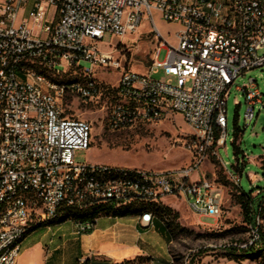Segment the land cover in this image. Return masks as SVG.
I'll use <instances>...</instances> for the list:
<instances>
[{
	"label": "built area",
	"instance_id": "2783aa9c",
	"mask_svg": "<svg viewBox=\"0 0 264 264\" xmlns=\"http://www.w3.org/2000/svg\"><path fill=\"white\" fill-rule=\"evenodd\" d=\"M50 7L55 8V23L45 20ZM154 13L177 27L174 45L162 38ZM143 16L157 44L147 73H138L114 53L128 33L136 32ZM106 34L120 41L117 46L104 49ZM161 49L166 55L159 62ZM263 51L264 0H1L0 249L5 257L0 264H17L21 253V244L6 248L9 238L22 227L48 224L50 214L67 206L172 197L196 217L217 222L223 212L221 186L202 178L192 182L190 175L209 156L221 162L217 150L225 145L229 91L248 72L264 67ZM81 62L89 68L83 69ZM97 68L119 72L115 92L120 101L110 112L111 127L181 115L192 131L188 167L152 171L74 161L75 151L90 147L91 126L66 116L62 104L68 96L84 102L100 98V85L92 76ZM159 68L176 83L153 79ZM70 69L81 73L79 85L51 84L47 77H63ZM31 83H39V90H31ZM48 86H56L57 95H48ZM235 89L243 93L248 126L256 119L255 107L258 114L264 111V100L252 78ZM224 167L239 186L240 176ZM104 169L136 172V179L87 184V176ZM138 175H146V182H138ZM136 217L145 226L153 220L147 213ZM95 221L70 222L79 236L90 232ZM250 233L252 239L239 248L259 241L257 227H250Z\"/></svg>",
	"mask_w": 264,
	"mask_h": 264
},
{
	"label": "rangeland",
	"instance_id": "374dc122",
	"mask_svg": "<svg viewBox=\"0 0 264 264\" xmlns=\"http://www.w3.org/2000/svg\"><path fill=\"white\" fill-rule=\"evenodd\" d=\"M30 3L29 1L25 6L26 12L30 8ZM54 12V7L47 9L45 17L47 23L52 21ZM153 19L162 38L174 45L176 42L174 33L177 27L166 22L159 14L154 13ZM37 29L38 27H36V32ZM151 32V23L148 17L143 16L136 32L128 33L122 40L123 45H118L114 57L118 55L120 60L125 62L127 69L138 73H147L157 44ZM103 42L104 49L107 50L108 46H117L120 41L106 34ZM165 55V49H161L158 61H163ZM80 66L83 69H88L89 63L81 62ZM58 70L64 71L65 68ZM79 75L81 73L78 70L70 69L63 77H53L51 74H47V77L51 80H65L68 84L79 81ZM92 76L101 88V96L97 101L84 102L68 96L64 98L62 104L66 116L84 120L91 126L90 147L87 151H75V162L152 171L174 170L189 166L191 162L189 143L192 131L181 115L171 113L158 122H134L123 127L113 128L110 125V112L114 104L120 101L115 92L119 72L97 68L94 69ZM152 78L163 83H176L175 79L165 75L161 68L152 74ZM248 78L256 80V85L264 100V67L248 72L236 82V85H242ZM18 79L25 80L21 75H18ZM236 85L230 89L227 97L225 145L219 148L217 153L228 171L240 176V189L246 193L253 191L252 197L255 198L256 188L264 187V170L259 165V157L264 154V111L258 114V108L255 107L256 119L246 126L244 120L246 104L243 93L236 91ZM188 86L186 84L184 87ZM234 124L242 132L238 146L244 156L245 164L240 174L236 173L233 168L237 163L236 159L239 160V163L242 160V155H238L236 158L233 154L231 142ZM221 162L217 158L209 156L207 161L190 175L192 182L202 178L217 181L221 186L219 192L223 196V212L217 222L212 219L196 217L182 201L172 197H164L159 202L161 206L171 210L172 218L168 220L169 228L167 229L170 240L167 248L169 263L161 262L160 264H264V239L247 247H252V252L246 254L239 252L238 263L227 257L228 254L236 253L229 250L231 246L246 244L252 239V234L250 226L243 219L239 205L233 199L237 186L232 183ZM174 215L177 218L173 219ZM257 224L264 237V210L257 220ZM43 232V228L32 232L33 234H29V241L37 239ZM247 248L241 249L246 250ZM119 264L153 263L147 257H139Z\"/></svg>",
	"mask_w": 264,
	"mask_h": 264
},
{
	"label": "crops",
	"instance_id": "0c3cea01",
	"mask_svg": "<svg viewBox=\"0 0 264 264\" xmlns=\"http://www.w3.org/2000/svg\"><path fill=\"white\" fill-rule=\"evenodd\" d=\"M43 229L35 240L29 241L30 235L24 238L17 264H76L90 257L111 263L138 257L150 258L153 264L169 263L168 231L156 218L145 226L137 217L101 216L90 232L79 236L70 221Z\"/></svg>",
	"mask_w": 264,
	"mask_h": 264
},
{
	"label": "trees",
	"instance_id": "16d2710c",
	"mask_svg": "<svg viewBox=\"0 0 264 264\" xmlns=\"http://www.w3.org/2000/svg\"><path fill=\"white\" fill-rule=\"evenodd\" d=\"M57 20L56 16L53 19V23H55ZM39 73V72H38ZM55 83H65V80L57 81V80H51ZM237 116L235 115V118ZM241 130L234 124L233 128V138H232V149L233 154L237 158L238 155H242V160L239 163V160L236 159V165L233 166L234 171L236 173H241V171L244 168V156L242 152L239 149L238 142L239 137L241 135ZM218 137V133L216 134V138ZM260 161V167L264 170V154L259 157ZM217 184H219L217 181H215ZM236 194L233 196L234 202L239 205L243 219L244 221L252 228L257 227L258 233H259V240L263 241L264 237L262 235V232L259 229V225L257 224L256 219L261 216L262 211L264 210V187L257 188L259 190V193L255 195V198L252 197L253 191H250L248 193L244 192L240 189L239 186L236 187ZM160 201H154V202H136L132 206L128 207L127 209L121 210V209H114L112 205H110L108 202H101L99 204H95L92 206V208L88 209L87 211L83 213H76L73 210H65L62 212V214L59 216V218L53 222H50L48 224H42V225H36L32 229H30L27 233V235L31 234L32 232L45 228L50 226H55L62 224L66 221H85V220H96L101 216H110L114 218H124V217H136L137 215H140L142 213H150L153 218L157 217V220L162 222L166 229L169 228V221L171 218V210L167 207L161 206L159 204ZM71 218V219H70ZM177 218L176 215L173 216V219ZM26 235V236H27ZM231 251H235L236 253L228 254L227 257L229 260L234 261L235 263L239 262V252L242 253H248L252 252L253 248L249 247L246 250L239 248V244L235 246H231L229 248ZM139 258V257H138ZM150 259V258H148ZM86 264H89V260H85ZM100 262H108L106 260H101ZM124 262V261H123ZM122 263V262H121ZM111 264H119V263H111Z\"/></svg>",
	"mask_w": 264,
	"mask_h": 264
},
{
	"label": "bare ground",
	"instance_id": "6f19581e",
	"mask_svg": "<svg viewBox=\"0 0 264 264\" xmlns=\"http://www.w3.org/2000/svg\"><path fill=\"white\" fill-rule=\"evenodd\" d=\"M51 84H55L51 82ZM66 85H79V81H73ZM31 90H39V84L31 83ZM48 95H57V87L56 86H48ZM129 179H136V172H127L123 171V169H104L101 170V173H92L90 176H87V184H94V181H107V182H127ZM138 182H146V175H138ZM135 202H125L124 204L112 205L114 209H127L132 206ZM95 205V204H94ZM92 208V206H87L85 208H78L75 206H67L66 210H73L76 213H83L88 209ZM64 211H59L57 214H50L49 223L57 220L59 216ZM147 213V212H146ZM149 216H152L149 212L147 213ZM71 219V218H70ZM90 221V220H85ZM30 227H22L21 232L13 235L9 240L6 241V248H17L22 243L24 238L26 237ZM5 257V249H0V260H4Z\"/></svg>",
	"mask_w": 264,
	"mask_h": 264
},
{
	"label": "water",
	"instance_id": "95a60500",
	"mask_svg": "<svg viewBox=\"0 0 264 264\" xmlns=\"http://www.w3.org/2000/svg\"><path fill=\"white\" fill-rule=\"evenodd\" d=\"M89 264H111V262H100L94 259V257H90L89 259Z\"/></svg>",
	"mask_w": 264,
	"mask_h": 264
}]
</instances>
